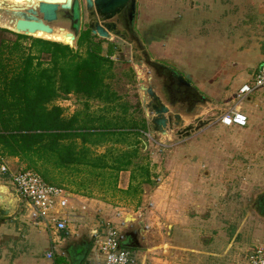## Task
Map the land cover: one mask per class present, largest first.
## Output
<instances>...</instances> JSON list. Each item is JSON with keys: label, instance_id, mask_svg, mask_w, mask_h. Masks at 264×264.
<instances>
[{"label": "rangeland", "instance_id": "374dc122", "mask_svg": "<svg viewBox=\"0 0 264 264\" xmlns=\"http://www.w3.org/2000/svg\"><path fill=\"white\" fill-rule=\"evenodd\" d=\"M84 5L83 2L81 12L77 13L78 36L71 47L74 49L88 30ZM137 14L136 31L152 61L174 71L207 99L201 117L210 124L187 139L180 140L176 131L171 132L170 138L167 136L163 141L168 148L149 162L156 185L137 186L134 197L126 195L130 189L129 175L125 173L119 174L116 187L101 186V179L92 178L82 189L91 193L98 205H104L95 208L106 210V218L98 216L97 221L111 222L120 233L141 227L143 248L134 249L139 256L138 264H248L250 252L264 244V217L256 204L264 194V92L256 91L251 102L242 104V111L248 117L246 128L224 127L215 123L214 118L216 111L226 109L241 86L249 83L256 70L264 65V0H137ZM53 26L70 32V23L63 20ZM7 30L13 33L9 38L16 40L17 33ZM66 32L57 33L63 34L64 40L58 36L44 40L72 45ZM94 41L116 46L108 83L119 100L103 106L105 109L103 104L92 101L87 110L85 100L74 95L56 104L65 109L66 117L76 113L97 117L106 113L120 123L141 122L145 109L139 81L143 79L141 73L151 70L134 64L131 47L122 40L95 36ZM22 42L27 49L32 39ZM85 52L86 48H82L81 53ZM112 145L95 151L105 154ZM113 146L117 151L125 149L123 144ZM86 178L80 174L78 181ZM107 178L109 183L113 182ZM54 180L55 185L67 191L76 188L74 176L55 175ZM140 195L147 196L140 200V207L154 203L155 207L150 208L154 213L132 214L139 206ZM28 212L30 208L24 215L26 218L22 217L27 225L20 223L23 229L20 227L19 232H28L30 241H25L22 249H16L25 253L22 264L35 262L34 259L49 264H57L60 258L70 262L63 248L76 245L72 247L75 252L88 229L80 231L81 224H77L75 230L79 235L68 237L64 245L58 244L53 259L49 260L45 257L48 243L32 240L36 229L31 217L27 221ZM115 212H122L119 223L112 221ZM126 213L134 215L137 221L125 223ZM20 225L14 222L11 227ZM7 239H0V255L6 254L5 261L12 264L14 243ZM9 248L12 252L7 254Z\"/></svg>", "mask_w": 264, "mask_h": 264}, {"label": "trees", "instance_id": "16d2710c", "mask_svg": "<svg viewBox=\"0 0 264 264\" xmlns=\"http://www.w3.org/2000/svg\"><path fill=\"white\" fill-rule=\"evenodd\" d=\"M11 34L0 28V161L18 159L25 165L23 171L35 172L56 187V172L102 179L108 173L110 186L116 187L119 174L130 171L129 189L134 193L137 186L156 185L149 163L140 156L149 132L146 118L120 123L106 113L66 117L65 109L56 104L72 95L84 99L87 110L92 101L104 106L116 103L119 96L108 83L116 46L94 41L89 30L81 35L77 49L20 34L12 40ZM25 39H32L27 49ZM124 112L128 113L126 106ZM112 144L129 146L117 151ZM106 145L112 146L105 154L95 151ZM61 235L67 237L65 232ZM88 243L86 257L91 250ZM57 264L69 263L60 258Z\"/></svg>", "mask_w": 264, "mask_h": 264}, {"label": "water", "instance_id": "95a60500", "mask_svg": "<svg viewBox=\"0 0 264 264\" xmlns=\"http://www.w3.org/2000/svg\"><path fill=\"white\" fill-rule=\"evenodd\" d=\"M83 2L92 34L106 40H111L113 37L122 40L131 47L134 64L138 68L146 66L151 70L140 80L139 89L143 95L144 109L148 114V130L152 134L167 137L169 133L176 131L180 140L187 139L210 124V121L203 120L200 115L208 103L203 97L205 101L198 102L189 113L174 108L173 102L178 108L182 106L187 109L191 105L189 97L184 96L188 93L186 85L189 83L180 77L184 83L181 85L179 79L175 77L177 83L174 84L173 90L168 85L166 87L160 84L157 73L169 72L170 69L152 61L138 32L132 27L133 22L129 15L136 9L137 0H82V2L81 0H39L38 2L25 0L22 6L0 2V28L2 25L4 29L8 28L28 37L66 32L64 29L57 30L53 24L60 20L70 23L69 17H74L78 25L77 13L81 12ZM66 33L67 38L73 41L72 45H66L74 47L78 28L73 27ZM171 72L175 74L174 71ZM198 95L201 97L200 93ZM187 122L190 124L187 125ZM16 206V201L6 198L0 189V218L10 216ZM127 222L135 223L136 219L128 218ZM124 234L125 232L122 240L123 248L132 250L143 248V246L125 245Z\"/></svg>", "mask_w": 264, "mask_h": 264}, {"label": "built area", "instance_id": "2783aa9c", "mask_svg": "<svg viewBox=\"0 0 264 264\" xmlns=\"http://www.w3.org/2000/svg\"><path fill=\"white\" fill-rule=\"evenodd\" d=\"M264 92V66L258 68L251 81L244 84L232 97L226 109L217 110L215 123L224 127L246 128L248 117L242 111V104L251 99L256 91ZM202 119L204 117L202 116ZM146 145L166 148L163 141L150 131L145 134ZM0 173L10 178L21 199L31 208V220L37 227L44 226L50 233L67 232L69 217L61 212L69 208V196L63 188L48 184L32 171L12 173L9 167L0 161ZM92 258L85 264H138L139 256L132 249L123 248V234L112 223L103 222L94 234ZM54 250L47 254L53 259ZM248 264H264V244L256 246L248 256Z\"/></svg>", "mask_w": 264, "mask_h": 264}, {"label": "crops", "instance_id": "0c3cea01", "mask_svg": "<svg viewBox=\"0 0 264 264\" xmlns=\"http://www.w3.org/2000/svg\"><path fill=\"white\" fill-rule=\"evenodd\" d=\"M3 1L8 3L9 5L12 4V3H9L6 0H0V2H3ZM36 2H38V1H36ZM39 38L48 39V40H54L51 37H49V38L39 37ZM67 44H69V43H67ZM136 73L138 74V72H136ZM148 73H149V71H145L144 73H141V76L144 78L145 74H148ZM139 84H140V81H139ZM251 100L252 99H250L249 102H251ZM61 101H63V100H61ZM61 101H59V102H61ZM103 106L104 105H102V107ZM145 118H146V120L148 122V114H147L146 111H145ZM189 123H187V124H189ZM158 136L159 135H156V137H158ZM163 139H165V140H163ZM166 139H168V138H166V137L165 138H159L158 137V140H160L161 142L162 141H166ZM131 140H133V139H131ZM124 147H125V149H123V150H126L127 149L126 145ZM166 148H168V147H166ZM166 148H163V147H159L158 148V146H149V147H147L146 142H145V147L143 148V150H141V154H140L142 162L143 163L145 162V164H147L149 162H152L154 160V156L157 158V156H159L160 153L163 154V150L166 149ZM92 150L94 151L95 148H92ZM5 164L8 165V167L11 170L12 173L23 171L25 169V165H23L18 159H15V158L6 160ZM151 171L153 172V168L152 167H151ZM124 173L126 175H129V186H128V188H129L130 187V182H131L130 181L131 172L128 171V172H123L121 174H124ZM55 174L61 176L57 172ZM55 174H54V176H55ZM83 175H85V174H83ZM62 176L64 177V176H71V175L64 174ZM86 176H87L86 179H83V180L79 179V181H78V175L74 176L75 179L78 182H76V180H75V185L73 187H76L77 190H76V188H73L74 190L67 191V190H65L63 188L67 192V194L69 196V208L66 209V210H63L61 212L62 216H68L69 217V228H68L67 232H65L66 235H67L66 238H63L61 233H58V234L50 233L47 230V228H45L44 226H38L37 227L36 225H34V227L36 229L35 230L36 231V235L32 236V240L33 241H43V242L45 241L46 243H48L49 247H48L47 252L45 254L46 258H47V254H49V252H51L52 250L55 251V248L58 247V244L64 245L63 242H65L68 237H71L73 235H77V236L79 235L76 232V230H75L76 229L75 226L77 224H79V223L81 224L80 225V231L85 230L87 228L88 229V234H87V232L82 234L83 236H81V238L79 240L82 243L78 242L79 244L77 245V248H76L77 250L75 252L72 250L73 248L70 245L67 246L66 248H63V251L66 252V254L70 256V262H68L67 259H66V261L69 264H79L80 261H81V264H85L93 256L92 250H93L94 241H95L93 234H94V232L97 229L100 228V226L103 224V222H105V220L97 221L96 217L99 216L101 218H106V215H105L106 210L105 209L101 210V208H100L99 210L96 211L95 210L96 206H101L102 208H104V205L103 204L98 205L96 200L92 199L93 198L92 194L91 193H87V192H85L82 189L83 187H87V185L90 184V182L93 181L92 178H95V177H90L88 175H86ZM107 177H109L108 173H106V177L104 179L97 178V179H101L102 180V182H100L101 186H104V185L105 186L106 185L110 186V183L108 182L109 179ZM166 177H167V175H166ZM166 177L165 176L162 177L161 180L162 181L165 180ZM94 182H96V180ZM55 183H57V182H55ZM144 186H150V185H143V187ZM0 189L2 190V194L6 198L12 199V200L16 201V203H17V206H16L15 210L11 213L10 216H8L6 218H0V239L8 238L7 239L8 241H13V243H14L13 247L14 248H12V249H15V252H14L15 255L13 257L14 259H12L13 260L12 264H22V259H23V256H24L25 253H22L19 250L16 251V249H22V244L25 241H30L29 238L27 237V236H29L28 232L27 233L19 232L20 227H21V229H23V226H21L20 223H23L25 226L27 225V224H25L23 218H26L24 215L27 213V211H28V209L30 207L28 206V204L26 202H24L21 199L20 195L18 194V191L16 190L15 187H13V185L10 182V180L7 181L4 178V176L1 175V173H0ZM134 194L135 193H134L133 190L128 192V193H126V195H128V197L129 196L134 197L135 196ZM146 197H147L146 195H143V196L140 195V196L137 197L138 200H139V206L137 205V207L135 209V212L132 211V214H134V213H136L138 211L139 212L146 211L145 214L154 213L155 210L154 209H150V208H154L155 207L154 203L148 205V207H146V208H141L140 207V200H142V198L145 199ZM28 213H29V215H27V221L30 220L31 208H30V212H28ZM121 215H122V212H115V215H112L113 216L112 217V221L114 223H119ZM114 216H118V217L116 218ZM123 216H124L125 223H128L127 222L128 218H132V217L135 218L134 215H131V213H126ZM87 221H88V223H87ZM136 221H137V219H136ZM14 222L18 223L20 226L18 228L11 227L12 224H14ZM124 226L128 227V224H126ZM123 233H124V231H123ZM89 241H90L91 250L88 253V256L86 257V255L84 256V252H85L84 246H88L89 245V243H88ZM75 243H77V242H75ZM5 248H7V247L5 246ZM12 249L9 248L8 250H6V253L8 254L9 252H12L11 251ZM85 257H86V259H85ZM5 259H6V254L3 253L2 255H0V264H9L8 262L5 261ZM47 259H49V258H47ZM49 260H52V259H49ZM75 260H77V261H75ZM33 261H35V262H26V264H49L48 262L39 263L37 259H34Z\"/></svg>", "mask_w": 264, "mask_h": 264}, {"label": "flooded vegetation", "instance_id": "af4514ba", "mask_svg": "<svg viewBox=\"0 0 264 264\" xmlns=\"http://www.w3.org/2000/svg\"><path fill=\"white\" fill-rule=\"evenodd\" d=\"M71 21L70 22V29H72L73 27L76 28V23H75V18L74 17H69ZM129 18L130 20H132L133 22V28L136 30V22H137V19H138V14H137V7L135 10H133V12L130 13L129 15ZM88 20V18H87ZM88 30L91 32L92 34V31L89 29V21H88ZM87 30V31H88ZM93 35V34H92ZM95 36V35H93ZM175 75V76H174ZM157 76L158 78L160 79V84L162 85H165L167 87V85L170 87V89L173 90V86L175 83H177L175 80V77H177L179 79V83L181 85H183L184 83L181 81L180 79V76L178 74H173L171 72V70H169V72H160V73H157ZM175 79V80H174ZM186 85V84H185ZM189 85V86H188ZM186 85L187 86V89H188V93L187 94H184V96H187L189 97V99L191 100V105L186 109V107H179L173 102V106H175L174 108H177L178 110L182 109L184 111H186L187 113L191 112L193 109H194V106L201 101L204 102L205 100L202 98V96L200 97L198 95V91L196 89H194L192 86H190V84ZM178 95V94H177ZM181 96V95H179ZM259 210H261V213L264 217V194L263 195H260L259 196V199L258 201L256 202ZM141 227H136L132 230H128L127 232H125L124 234V242H125V245L127 246H134V245H137V246H142V232H141ZM76 245H73L72 247H75ZM77 261V260H75ZM74 261V262H75Z\"/></svg>", "mask_w": 264, "mask_h": 264}, {"label": "bare ground", "instance_id": "6f19581e", "mask_svg": "<svg viewBox=\"0 0 264 264\" xmlns=\"http://www.w3.org/2000/svg\"><path fill=\"white\" fill-rule=\"evenodd\" d=\"M6 1H8L9 3H12V4H18V6H22L24 3H25V0H17V1H10V0H6ZM35 1H39V0H35ZM4 2V1H3ZM61 35H63V34H60V36H59V34H54V35H47V34H37V35H35L36 37H45V38H48V37H46V36H49V37H57L59 40H64V38L61 36Z\"/></svg>", "mask_w": 264, "mask_h": 264}]
</instances>
